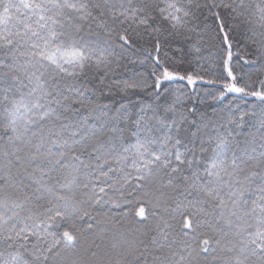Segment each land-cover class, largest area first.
<instances>
[{"label":"snow or ice","instance_id":"1","mask_svg":"<svg viewBox=\"0 0 264 264\" xmlns=\"http://www.w3.org/2000/svg\"><path fill=\"white\" fill-rule=\"evenodd\" d=\"M0 264H264V0H0Z\"/></svg>","mask_w":264,"mask_h":264},{"label":"trees","instance_id":"2","mask_svg":"<svg viewBox=\"0 0 264 264\" xmlns=\"http://www.w3.org/2000/svg\"><path fill=\"white\" fill-rule=\"evenodd\" d=\"M233 47H234V50H235V53H236V54H239L240 56H243V55H244V53L241 51V49H242V47H243V44H242V43H241V44H237V43L234 41ZM168 55H169L170 57L175 58V59L179 62L180 54L177 53V52H175V50H171V51H169V52H168ZM187 59L190 60V59H192V57H187ZM183 67H184V68H188L189 65L185 63V64L183 65ZM192 68H195V64L192 65ZM201 74H203V73H201ZM200 87H202V86H201L200 84H198V85H197V88H200ZM205 87H206V86H205ZM209 103H212V102L209 101ZM201 108H202V110H206V111L208 112L209 115H210L211 112H212V108L208 107L207 105H201Z\"/></svg>","mask_w":264,"mask_h":264}]
</instances>
